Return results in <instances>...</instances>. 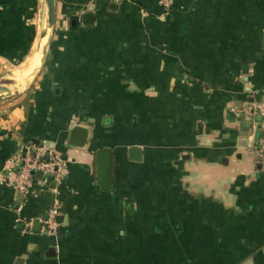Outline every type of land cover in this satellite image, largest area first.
I'll use <instances>...</instances> for the list:
<instances>
[{
  "label": "crops",
  "instance_id": "1",
  "mask_svg": "<svg viewBox=\"0 0 264 264\" xmlns=\"http://www.w3.org/2000/svg\"><path fill=\"white\" fill-rule=\"evenodd\" d=\"M41 1L0 0V75L17 80L36 51ZM250 102H264V0H56L32 85L0 98V176L31 144L64 175L33 174L24 193L0 182V264H264V128L231 111Z\"/></svg>",
  "mask_w": 264,
  "mask_h": 264
},
{
  "label": "built area",
  "instance_id": "2",
  "mask_svg": "<svg viewBox=\"0 0 264 264\" xmlns=\"http://www.w3.org/2000/svg\"><path fill=\"white\" fill-rule=\"evenodd\" d=\"M119 2L120 0H111ZM165 7L168 6L169 0H160ZM235 115L248 111L253 115L261 116L258 122L259 126L264 128V102H250L240 108H232ZM255 131V130H254ZM253 131V135L255 134ZM253 156L260 163L264 164V138L257 137V144L251 150ZM6 173L0 176V182L11 187L15 191L26 192L33 182L34 171H41L42 174L52 176L56 181H60L64 175L63 159L61 154L50 146L44 144L29 145L22 155H16L10 159L5 166ZM59 202L56 197L53 198L51 207L48 209L44 219L39 218L43 223L41 232L53 234L56 230V216L59 214ZM21 220V219H17ZM22 221V220H21ZM24 228H31L33 220H24Z\"/></svg>",
  "mask_w": 264,
  "mask_h": 264
},
{
  "label": "water",
  "instance_id": "3",
  "mask_svg": "<svg viewBox=\"0 0 264 264\" xmlns=\"http://www.w3.org/2000/svg\"><path fill=\"white\" fill-rule=\"evenodd\" d=\"M84 16H86V18L87 16H89L90 18L93 17L92 14H85ZM55 20H56V0H42L41 9L39 10V25H41L39 39H42L45 36L47 38L42 49L41 50L40 48L37 49V52L40 50V53L42 55L40 59V64L36 68V70H34V72L28 76L26 82L23 84L16 80L14 82H8V83L1 82L0 98L20 94L21 92L27 90L32 85L36 74L39 72L46 58L48 46L51 40V34L55 25ZM43 25H45L44 29L42 28ZM0 78H5V75H1ZM86 139H87L86 128L80 125H75L69 130L68 143L70 145L81 147L85 144ZM138 153L139 150L137 148H133L130 150V154H132V156L134 155L133 156L134 158H136V155H138ZM110 164H111L110 153L108 151L98 149L96 151L97 178L101 184L107 185V186L103 185L106 188L108 187V182L111 180L110 171H109ZM33 174L40 175L41 171H34Z\"/></svg>",
  "mask_w": 264,
  "mask_h": 264
},
{
  "label": "bare ground",
  "instance_id": "4",
  "mask_svg": "<svg viewBox=\"0 0 264 264\" xmlns=\"http://www.w3.org/2000/svg\"><path fill=\"white\" fill-rule=\"evenodd\" d=\"M42 28L44 29L45 25H43ZM46 38L47 37L45 36L42 39L38 40L36 51L33 53L31 59H29V61H27V63L23 64L22 67L19 69V71H17L19 73L17 75L19 76L18 81L20 83H22V84L25 83L28 76L31 75L34 72V70H36V68L39 66L40 59L42 56L40 53V50L42 49L43 45L45 44ZM38 48H40V50L37 52Z\"/></svg>",
  "mask_w": 264,
  "mask_h": 264
},
{
  "label": "trees",
  "instance_id": "5",
  "mask_svg": "<svg viewBox=\"0 0 264 264\" xmlns=\"http://www.w3.org/2000/svg\"><path fill=\"white\" fill-rule=\"evenodd\" d=\"M31 97H32V96H31ZM21 103H25V104H29V103H31V101H30V95H29V94L25 95V96L21 99V101L19 102V104H21Z\"/></svg>",
  "mask_w": 264,
  "mask_h": 264
},
{
  "label": "rangeland",
  "instance_id": "6",
  "mask_svg": "<svg viewBox=\"0 0 264 264\" xmlns=\"http://www.w3.org/2000/svg\"><path fill=\"white\" fill-rule=\"evenodd\" d=\"M0 76H1V75H0ZM14 81H15V79L12 78V77H8V78H7V77L5 76L4 79H3V78H0V83H1V82H4V83L6 82V83H8V82H14ZM16 81H18V79H17Z\"/></svg>",
  "mask_w": 264,
  "mask_h": 264
}]
</instances>
